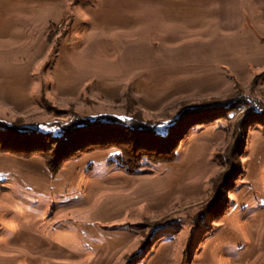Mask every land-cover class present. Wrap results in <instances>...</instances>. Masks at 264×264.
<instances>
[{"label": "rangeland", "instance_id": "rangeland-1", "mask_svg": "<svg viewBox=\"0 0 264 264\" xmlns=\"http://www.w3.org/2000/svg\"><path fill=\"white\" fill-rule=\"evenodd\" d=\"M103 116L221 118L135 174L0 150V264H264V0H0V124Z\"/></svg>", "mask_w": 264, "mask_h": 264}, {"label": "trees", "instance_id": "trees-1", "mask_svg": "<svg viewBox=\"0 0 264 264\" xmlns=\"http://www.w3.org/2000/svg\"><path fill=\"white\" fill-rule=\"evenodd\" d=\"M213 117L195 120L184 118L185 122L179 119L160 126L143 124L133 119L122 121L112 116H103L94 121L78 120L55 131L0 124V150L25 159L36 154L45 156L46 167L54 176L62 165L80 154L99 149H115L118 152L111 162L120 169L135 174L143 166L173 161L179 145L193 128L221 118ZM178 124L180 125L177 127ZM125 146L132 152L127 153ZM139 153L140 156L137 157ZM154 154L157 155L156 158Z\"/></svg>", "mask_w": 264, "mask_h": 264}]
</instances>
